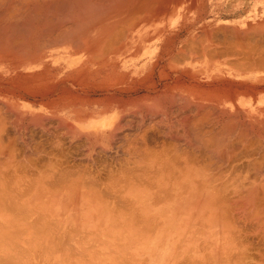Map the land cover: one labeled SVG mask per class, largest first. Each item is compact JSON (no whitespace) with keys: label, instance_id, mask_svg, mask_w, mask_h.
Returning a JSON list of instances; mask_svg holds the SVG:
<instances>
[{"label":"bare ground","instance_id":"6f19581e","mask_svg":"<svg viewBox=\"0 0 264 264\" xmlns=\"http://www.w3.org/2000/svg\"><path fill=\"white\" fill-rule=\"evenodd\" d=\"M262 71L264 0H0V214L39 192L83 190L115 195L118 211L157 236L206 223L207 240L264 244ZM64 137L82 142L86 163L113 153L116 170H68Z\"/></svg>","mask_w":264,"mask_h":264},{"label":"crops","instance_id":"0c3cea01","mask_svg":"<svg viewBox=\"0 0 264 264\" xmlns=\"http://www.w3.org/2000/svg\"><path fill=\"white\" fill-rule=\"evenodd\" d=\"M257 74H258L257 79L258 77H260L259 78L260 82L261 80H264L263 71ZM257 100H261L262 101L261 104L264 106L263 84L257 85ZM263 109L258 114V116H260L258 120L260 121L261 128L258 126L257 130H264V122H261L262 119L264 121ZM89 195H87L86 198L79 200L78 195L70 196L69 193H63V194H59L56 203L50 204L46 202L44 204L43 203L44 198L42 197V194H40L39 198L36 197L35 203L31 204L27 208L28 211L25 210L26 212L24 213H21L22 211H24V209L22 210V209L14 208V211L16 210V212H13L12 211L13 208L12 209L9 208L8 217L11 216L10 212L14 213L15 217L12 216L14 218H16V216L19 217L20 215L23 214L25 218L29 216L28 217V223L30 222L29 230L28 233L21 232L22 234L9 236L8 239L3 242L4 243L3 246H0V264L2 263L14 264V262L15 264H22L23 262H24L23 264H38V263L39 264H87V263L90 264H94V263L95 264H134V263L136 264H187V263L205 264V260L204 262L201 263L199 262L200 260H199L198 245L197 243H193L190 241L189 237H191V235L186 234L187 230H183L182 234H177L175 232L176 230L174 228L178 227V224H175L173 226L171 225L172 228L171 226L164 227L163 225V229L160 230L161 235L157 236L156 235L158 234L157 233L158 230L156 229L157 225L153 223L151 224L149 222H144V221H142L141 223H133L127 217L119 218L118 206H116L117 203L115 204L114 202H112V199L116 201L115 195L112 196L111 194V196H109V194L107 193H102L103 196H100L101 200L102 199L104 201L108 200L111 203L101 202L100 200L96 199L97 196L96 197L92 196V194ZM104 196L107 197L106 200L104 199L105 198ZM74 200L77 204L73 202ZM91 200L94 201L91 202ZM35 205L36 207L34 208ZM120 207L126 208L125 206L124 207L120 206ZM34 210L36 211L35 214H34ZM5 211H7V209H5ZM17 211L20 213H17ZM29 211L31 212V214L30 213L27 214V212ZM40 213H42V216ZM17 214L20 215L18 216ZM25 214L28 216H26ZM33 218L35 219L34 221ZM42 218H44L43 219L44 223L42 221ZM38 220L41 222H38ZM187 225L179 224V227L187 226ZM42 227H44V229H42ZM45 227L47 228L45 229ZM57 227L59 229H57ZM33 228L36 230H33ZM143 228L144 231L142 230ZM164 232H166L165 235H162V233ZM136 233L139 235H137ZM29 234L31 237L29 236ZM54 234L55 237H53ZM141 234L144 237H141ZM36 239L37 241H35ZM80 239H82L83 241L82 240L80 241ZM78 240L79 243L77 244ZM224 240L225 238H222L221 241L219 238H217L215 241L210 240L207 241V244H205L202 247L203 249H205L206 245H208L207 250L210 248L212 251L215 250L216 257L215 259H213L214 261L211 264L225 263L224 261L223 263L221 262L222 259L224 258H220V254L224 253V249L222 250V252H220V248H221L220 244L221 243L223 244ZM62 242L64 243V245ZM69 244L71 246H69ZM55 245L57 246L60 245L58 247L56 246V249L61 247L59 248V250L57 249L58 252L53 248L55 247ZM202 248L201 250H203ZM67 249L72 252L65 251ZM73 249H76L75 251L78 252L73 251ZM81 249L82 251H80ZM69 253L70 255H68ZM212 253L214 254V251ZM82 254H84L83 256L85 257H83ZM25 255L27 256V258ZM73 256H75L74 260H73ZM91 256L93 258H91ZM14 257L16 261L14 260ZM67 257L68 260L65 259ZM83 258L85 259L83 260ZM87 258L89 259L90 262L88 261ZM63 259L65 262L63 261Z\"/></svg>","mask_w":264,"mask_h":264},{"label":"rangeland","instance_id":"374dc122","mask_svg":"<svg viewBox=\"0 0 264 264\" xmlns=\"http://www.w3.org/2000/svg\"><path fill=\"white\" fill-rule=\"evenodd\" d=\"M224 21H226V22H228V21H230L229 19H225ZM35 133V138L37 139L38 137V139H50V140H52V138H50L49 136H44V135H42L39 131H35L34 132ZM38 133H40V134H38ZM38 136V137H37ZM42 136V137H41ZM44 137V138H43ZM65 139L67 138V137H64ZM37 139V140H38ZM65 139H63V143H64V140ZM66 143L65 144H67V145H64L63 144V150H64V158L62 159V161H60V163L61 164H63L64 166H66V168L68 169V170H70V169H72V170H74L75 169V171L76 170H78V171H80V169H81V171L83 172V171H87V170H89L88 172H90V171H93V170H97L96 169V166L99 164V162H101L102 163V161L104 162V163H102V165L103 164H106V166H108V164H113V162H112V155L111 154H113V153H106V154H103V155H101L100 157H98V158H100L98 161L99 162H95V163H91V162H89V163H86V160H85V158L83 157V156H79V155H83V149H82V147H80L79 145L82 143L81 141H77V140H73L72 141V143L74 144H71L70 143V138L68 137L67 139H66V141H65ZM75 142L77 143V144H75ZM258 143H260V142H258ZM257 143V144H258ZM75 145H78V146H75ZM53 145H51V146H47L46 147V149H47V151L49 150H52L53 149V147H52ZM71 146V147H70ZM73 146V147H72ZM78 147H80V148H78ZM18 149H20L19 147H17V152L16 153H18V154H20V150H18ZM74 151L75 150V152H69V151ZM54 151H56V150H54ZM66 151H67V154H66ZM114 151V149L113 150H111V152H113ZM82 152V153H81ZM70 153V154H69ZM75 153H77V154H75ZM108 154H110V156L108 155ZM71 155H73V156H71ZM75 155V156H74ZM70 156V157H69ZM108 157V158H107ZM51 158H53V157H51ZM74 158V159H73ZM107 159V160H106ZM108 159H110V160H108ZM54 160H55V158H54ZM80 160L81 162H82V164H81V162L78 161ZM77 163H76V162ZM84 161H85V163H84ZM110 161V162H109ZM79 163H80V165H79ZM75 164V165H74ZM89 164H91V166H89ZM94 164H97V165H94ZM77 166V167H72V166ZM80 166V167H79ZM82 166V167H81ZM89 166V167H88ZM95 168H94V167ZM111 166V165H110ZM113 166H114V164L111 166L112 168H110V170H116V165H115V167L113 168ZM69 167H71V168H69ZM85 167V168H84ZM74 168V169H73ZM77 168H80V169H77ZM94 168V169H93ZM91 169V170H90ZM93 169V170H92ZM100 169H102V168H100ZM103 170H105V169H103ZM80 171V172H81ZM113 171V172H114ZM100 172H102V171H100ZM66 180H68V179H66ZM100 180H104V179H100ZM66 183H69V181H66ZM53 190V191H52ZM52 190H50V191H52V193L53 194H56V195H54L55 196V198H53L52 196H50L49 197V195L50 194H48L49 192H39L38 193V195H36V197H40V194H42L43 196L42 197H44V199H43V203L45 204L46 202H48V203H50V204H54V203H56V200H57V198L59 197V194H63V193H69L70 194V196H76V195H78L79 196V200H82L83 198H85V197H87V195H89V193H86V192H83V190H69V191H62V190H60V189H58V190H60V191H56V189H52ZM55 190V191H54ZM55 192V193H54ZM57 192V193H56ZM71 192H73V194L71 193ZM75 192V193H74ZM51 193V194H52ZM37 194V193H36ZM24 197V196H23ZM49 197V198H48ZM46 198H48L47 200L48 201H46ZM49 199H51L50 200V202H49ZM56 199V200H55ZM20 206H18L16 209H25V208H28V207H26V206H21L20 208H19ZM2 211H3V209L1 208L0 209V212L2 213ZM24 212V211H23ZM23 212H21V213H23ZM123 212H124V214L122 213V211H119V218H122V217H127V216H125L126 214V211L125 210H123ZM4 213H5V211L2 213L3 215H4ZM1 215V214H0ZM3 215H1L0 216V234L2 233V235H0V246H3V242L5 241V240H7L8 239V237L9 236H14V235H17V234H21V232H27L28 233V230H29V224H27V222H28V218H27V220H26V218H25V220L27 221H23L22 219V217L23 216H19V224H17V225H15V223H18V217H17V219H13L12 218V220H16L17 222H15V221H11L10 222V220H9V217H7L6 216V218L3 216ZM7 215V214H6ZM20 218H22V219H20ZM1 219H2V221H1ZM20 220H22V221H20ZM5 221V223H3ZM7 222H10V224L9 223H7ZM14 224H13V223ZM24 222H25V226L26 225H28V226H24ZM23 223V224H22ZM5 224V225H4ZM12 224V225H11ZM21 224V225H20ZM194 224V223H193ZM189 224L188 223V225H192L191 227H192V229L190 228V226H188V227H186L187 229H189V230H192L193 231V233L191 234V237H189V239H190V241L191 242H193V243H197V245H198V250L199 249H201V247H203L205 244H207V241H210V240H216V239H213V238H211V239H209V240H207V239H205L204 237L202 238L201 237V231L199 232V230L201 229L203 232L204 231H206L207 230V226H200V225H205L206 223H198V224ZM239 224V226L241 225V223H238ZM238 224L237 225H232L230 228H226V230H227V232H228V230L229 231H233V230H236L237 229V227H238ZM7 225H10V226H7ZM15 225V226H14ZM4 226H7L6 228L7 229H5V227ZM11 226H14V228L12 227L11 228ZM194 226V227H193ZM1 227H3V228H1ZM10 227V228H9ZM18 227V228H17ZM205 227V228H204ZM17 230H16V229ZM8 229H9V231H8ZM186 229V230H187ZM194 229V230H193ZM198 229V231H196ZM205 229V230H204ZM209 229H211V227L209 228ZM248 229V228H247ZM16 232H15V231ZM24 230V231H23ZM212 230V229H211ZM211 230H209V231H211ZM9 233H8V232ZM207 232H208V230H207ZM3 233H5V234H3ZM8 233V234H7ZM7 234V235H6ZM198 234H199V236H198ZM231 235V234H230ZM257 235H259L258 233H257ZM241 236V235H240ZM247 236V235H246ZM259 237V238H258ZM260 237L261 236H257V237H251V239L252 240H250L249 241V237H243V235L240 237L241 239L240 240H244L243 242L242 241H240L239 239L237 240V243H242V244H237L233 239V237L232 236H229V238L228 237H226L225 236V240H224V243L222 244H220V252H222V250L224 249V253L223 254H220V258H224V260H225V264H227V261H226V258H227V256H231L232 258H234L236 255H238V253H239V255L241 254V252L243 253V251H244V253H243V255H244V257L243 258H245L246 260L244 261L243 259H242V262L240 263V264H244V263H246V264H260L261 263V261H262V259L263 258H258V257H260V256H258L259 254H258V250L260 251V252H264V251H262V249L264 248L263 247V245L264 244H262V242H260L259 243V241L261 240L260 239ZM254 238H255V240H254ZM256 238H258V242H257V240H256ZM247 239V240H246ZM220 241H221V239H220ZM262 241V240H261ZM250 244H249V243ZM253 242V243H252ZM248 243V244H247ZM264 243V242H263ZM236 244H237V246H236ZM261 244V245H260ZM203 245V246H202ZM241 245H244L243 247L241 246ZM254 245V246H253ZM259 245V246H258ZM257 246L259 247V248H257ZM207 248H208V245H206V247H205V250L203 249L202 251H198L199 252V262L201 263V262H204V260H207V262L205 261V264H211L212 262H213V259H215V257H216V255H215V250H213L214 251V254L212 253L213 251L211 250V248L210 249H208L207 250ZM245 248V249H244ZM247 248V249H246ZM260 248H262V249H260ZM207 250V251H206ZM246 250L248 251V252H246ZM264 250V249H263ZM204 251V252H203ZM239 251V252H238ZM200 252H202V253H200ZM259 252V253H260ZM231 253V254H230ZM248 254V255H247ZM261 254V253H260ZM209 255V256H208ZM245 255H247V256H245ZM206 256V257H205ZM225 256H226V258H225ZM229 256V257H230ZM203 257H204V259H203ZM209 257V258H208ZM249 257V258H248ZM251 258V259H250ZM258 259H260V261L258 260ZM252 260V261H251ZM264 261V260H263ZM244 262V263H243ZM252 262V263H251ZM258 262V263H257ZM260 262V263H259ZM264 262H262V264H263Z\"/></svg>","mask_w":264,"mask_h":264}]
</instances>
